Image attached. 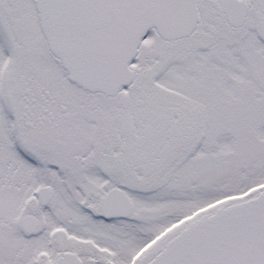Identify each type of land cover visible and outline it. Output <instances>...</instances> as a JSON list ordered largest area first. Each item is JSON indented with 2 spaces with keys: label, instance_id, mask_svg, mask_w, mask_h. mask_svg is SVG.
Instances as JSON below:
<instances>
[{
  "label": "snow or ice",
  "instance_id": "obj_1",
  "mask_svg": "<svg viewBox=\"0 0 264 264\" xmlns=\"http://www.w3.org/2000/svg\"><path fill=\"white\" fill-rule=\"evenodd\" d=\"M0 264H264V0H0Z\"/></svg>",
  "mask_w": 264,
  "mask_h": 264
}]
</instances>
